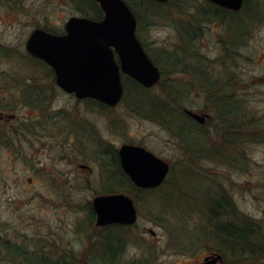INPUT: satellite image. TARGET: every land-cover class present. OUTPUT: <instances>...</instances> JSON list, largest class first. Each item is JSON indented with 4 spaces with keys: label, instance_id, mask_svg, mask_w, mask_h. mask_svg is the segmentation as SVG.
Here are the masks:
<instances>
[{
    "label": "rangeland",
    "instance_id": "1",
    "mask_svg": "<svg viewBox=\"0 0 264 264\" xmlns=\"http://www.w3.org/2000/svg\"><path fill=\"white\" fill-rule=\"evenodd\" d=\"M179 1L172 0L161 8L155 5L157 13L152 6L136 8L143 15L140 37L148 53L155 54L160 48L169 50L177 45V24L179 20L188 18L176 10L174 2ZM183 1L188 4L189 10L199 2L204 3L203 0ZM253 1L244 9L248 13H244L248 25L243 26L246 27L244 32L242 27V44L233 48L231 56L237 57L235 71L241 80H246L240 94L250 100L252 108L264 112V6L256 9ZM87 3L79 0L76 9L71 0H0V48H9L12 52L4 55L7 52L0 50V86L20 85L16 77L1 75L6 70L21 75L23 72L32 75L42 70L37 66L38 63L23 55L26 38L36 20L51 19L54 15L66 20L76 13L78 16L92 15ZM55 4L61 5L59 11L53 7ZM54 11L57 12L54 14ZM225 35V27L220 22L211 21L204 25L200 46L206 63L226 56L223 53ZM216 63V66L212 65L213 72L217 74L221 69L219 62ZM187 79L168 72L163 77L165 83L178 86H184L182 82ZM9 88L0 92V100L5 102L0 103V112L15 115L9 122L14 120L18 125L25 124V115L28 116L31 110L24 107L17 99L18 93ZM151 91L154 93L157 89L152 88ZM135 97L136 94L130 90L106 115L98 111L94 113L90 121L95 128V138H103L105 143L110 144L111 150L123 142L139 143L168 161L175 170H180L185 163L180 141L164 127L130 109L135 105L132 104ZM188 97L184 109L201 113L204 100L196 93ZM71 103L65 95L55 101V105L65 109L71 107ZM43 117L30 121L33 132H37L34 127L38 128L45 119L60 120L58 115L50 118L47 114ZM15 134L19 136L9 139L12 147H0V264H30L39 261L37 257L14 254L12 246H22L26 251L55 261L68 259L63 252H69L70 249L80 254V260L84 251L90 250L102 235H106V231L100 232L101 229L93 224L88 230L79 229L88 223L87 203L96 194L104 193L100 170L96 161H93L97 155L88 157L87 162L91 168L88 176L78 166L73 168L77 159L85 161L86 158L70 152L67 155L62 151L61 146L68 145L69 140H44L39 136L28 135V138L23 133ZM245 149L247 164L244 169L205 159L194 169L205 173L206 181L213 177L219 187L231 194L240 210L261 219L264 218V143L251 142ZM110 160L112 156L106 158V162ZM194 182L190 181L189 184ZM146 203V195L137 197L135 206L138 218L125 233L127 241L120 260L130 262L147 258L149 264H185L200 260L214 251L207 246L188 254L175 252L173 241L168 240L166 232L149 221Z\"/></svg>",
    "mask_w": 264,
    "mask_h": 264
},
{
    "label": "trees",
    "instance_id": "2",
    "mask_svg": "<svg viewBox=\"0 0 264 264\" xmlns=\"http://www.w3.org/2000/svg\"><path fill=\"white\" fill-rule=\"evenodd\" d=\"M251 1L244 0L238 12L205 1L193 5L191 10L183 0L174 2L176 10L188 18L179 20L177 24L179 40L175 47L169 50L160 48L155 54L148 53L161 72L159 82L153 87L157 91L153 93L152 88L147 89L125 76L122 81L125 97L133 90L138 98L133 99L135 102L131 103L135 105L130 109L171 132L181 143L183 162L186 164L183 163L180 170L171 167L165 182L155 189H135L121 174L120 182L104 188V193L128 194L134 203L137 197L146 195L149 221L166 232L168 240L173 241L175 252L188 254L208 246L222 255L221 264H264V218H256L240 210L231 194L219 187L213 177L206 181L207 175L198 168L194 169L204 159L244 169L247 164L245 147L251 142L264 143V112L252 108L250 100L240 94L246 80H241L235 71L237 57L231 56L233 48L242 44V34L246 30L243 26L248 25L245 21L247 15L244 17L247 10L244 9L251 5ZM253 4L260 9L264 0H254ZM211 21L220 22L225 27L227 35L224 37L223 53L226 56L206 63L200 43L204 25ZM1 49L7 52L4 55L12 53L9 48ZM216 62L221 69L217 74L213 72ZM37 66L46 69L43 64ZM167 72L187 77L182 82L185 85L165 83L163 77ZM194 93L204 100L201 112L209 115L204 124L195 122L183 111L189 94ZM23 129L24 125L18 123L17 126L0 125V147H12L9 140L13 137L12 132L24 133ZM114 162L111 165L112 159L110 167L118 171V163ZM190 181L195 182L189 184ZM87 210L88 223L80 226V230H88L93 224L89 202ZM132 226L100 228V232L106 231V235L82 253L81 261L80 254L70 249L63 252L64 257H68L63 261L26 251L22 246H12L11 250L14 254L39 258V261L30 264H149L147 258L130 262L120 260L127 241L125 233ZM43 245L41 243V247Z\"/></svg>",
    "mask_w": 264,
    "mask_h": 264
},
{
    "label": "water",
    "instance_id": "3",
    "mask_svg": "<svg viewBox=\"0 0 264 264\" xmlns=\"http://www.w3.org/2000/svg\"><path fill=\"white\" fill-rule=\"evenodd\" d=\"M98 1L105 10L103 20L72 17L65 25L66 33L61 36L36 30L26 48L50 65L56 84L65 92L113 107L124 93L122 74L151 87L159 80L160 72L136 38V20L128 6L122 0ZM208 1L232 11L240 10L243 5V0ZM185 112L200 124L208 118L206 114ZM118 155L123 170L140 188L159 186L169 170L166 161L141 146L124 144ZM92 206L98 227L132 225L137 220L133 200L123 193L98 195L92 200ZM218 261H222V256L211 254L202 262L185 264H217Z\"/></svg>",
    "mask_w": 264,
    "mask_h": 264
},
{
    "label": "flooded vegetation",
    "instance_id": "4",
    "mask_svg": "<svg viewBox=\"0 0 264 264\" xmlns=\"http://www.w3.org/2000/svg\"><path fill=\"white\" fill-rule=\"evenodd\" d=\"M72 5L78 9L79 0H71ZM85 2H88L87 5L88 8L91 10L92 15H82L80 17H85L93 21H101L105 18V10L102 7L101 3L98 0H83ZM130 9L132 12L135 20H136V26H135V35L139 42L144 45L143 41L140 37V30H141V23L143 15L136 10L137 7L141 8H150L152 6L156 13L157 8H155V5L163 6L164 4H169L172 0H167L165 2H160L158 0H122ZM205 2H208L212 4L208 0H203ZM149 5V6H146ZM19 5V4H18ZM54 8H56L57 11H59L61 5H54ZM80 7V6H79ZM152 10V9H151ZM54 11V14L57 12ZM78 11V10H77ZM147 11V10H146ZM153 13L154 10H152ZM151 11V12H152ZM150 13V12H149ZM76 13V17H79ZM71 15L66 20H63L62 17L54 15L51 16V19H38L35 21V24L32 26L33 29L30 31L29 35L26 38L24 49L25 53L24 56H27L34 62L38 64H43L46 66V69L39 70L38 73L35 74H28L23 72V75L13 73L12 71H4L2 73V76H8V77H16L20 85H6V86H0V92H5L7 89H10L9 87L13 88L15 92L18 93L17 99L20 101V103L31 110V112L28 113V116L25 115V121L26 123L24 125V133L23 135L27 136H39L41 139H50V140H60V141H67L69 140L68 145H63L62 151L67 154V152H70L72 154H75L77 156H83L85 161L82 159H77L73 163V168L78 166V168L86 173L89 176L91 174V168L88 165L89 162H87L89 156L97 155V159H93V161H96V165L100 170L102 181L101 185L103 188L106 186H110L112 183L117 184L121 181L123 176H126L129 181L131 182L132 186L135 189H141L140 187H137L131 180V178L126 174V172L123 170L121 165V160L118 155L119 148L124 145H137L144 147L146 150L150 151L157 157H159L157 154L146 148L144 145H141L139 143L135 142H123L119 145L118 148H114V150H111L110 144L107 142L105 143L103 138H95V128L93 126V123H91L90 118H94V113L96 111L101 112L102 114L106 115V113L111 109L110 106L99 102L95 99L85 97V98H77L75 94H70L65 92L60 86L56 84L55 81V73L53 69L47 65L45 62H43L41 59L35 57L31 53L27 51L26 45L27 41L29 40L32 33L36 30H42L46 33L61 36L66 33L65 31V25L67 21L73 17ZM37 22V23H36ZM114 55L117 56L116 52H114ZM42 82L48 81V83L44 84ZM21 95V97H19ZM67 96L69 100L72 101L71 107H67L66 109L63 107H60V105H55V101H57V98L59 96ZM1 104H4L3 100H0ZM49 115L51 118L52 116H60V120H51V121H45L38 127L34 129H37V132H33V128L31 127L30 121H32L34 118H44L43 116ZM66 114V115H65ZM15 115L12 114V116H9V114H3L0 112V125H6V126H16V121L9 122L10 118H14ZM36 118V119H37ZM151 121L150 119H147ZM42 121V120H41ZM153 122V121H151ZM12 123V124H10ZM155 123V122H153ZM15 128V127H13ZM17 132H13L12 136L14 138H17L19 135L15 134ZM18 135V136H17ZM29 138V137H28ZM68 155V154H67ZM108 156H112L113 163H111L112 160L109 162H106V158ZM161 158V157H160ZM163 159V158H162ZM114 161H117L119 170L114 171L115 169H112L110 167L111 165L115 164ZM168 162V161H167ZM169 164V163H168ZM171 167L169 164V172L167 176L165 177V180L169 176ZM121 174V175H120ZM164 180V182H165ZM30 181V180H29ZM163 182V183H164ZM143 190V189H142ZM93 211V225L95 226L96 222V215ZM99 228H105V227H99ZM102 230V229H101ZM213 253H216L215 251H211L205 256H203L201 261L207 257L208 255H211ZM196 262H199L197 260Z\"/></svg>",
    "mask_w": 264,
    "mask_h": 264
}]
</instances>
